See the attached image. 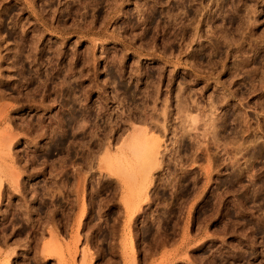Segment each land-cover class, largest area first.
I'll return each mask as SVG.
<instances>
[{
	"label": "rangeland",
	"instance_id": "374dc122",
	"mask_svg": "<svg viewBox=\"0 0 264 264\" xmlns=\"http://www.w3.org/2000/svg\"><path fill=\"white\" fill-rule=\"evenodd\" d=\"M135 127L161 138L142 200ZM53 241L264 264V0H0V264H60Z\"/></svg>",
	"mask_w": 264,
	"mask_h": 264
},
{
	"label": "bare ground",
	"instance_id": "6f19581e",
	"mask_svg": "<svg viewBox=\"0 0 264 264\" xmlns=\"http://www.w3.org/2000/svg\"><path fill=\"white\" fill-rule=\"evenodd\" d=\"M19 47V46H18ZM18 49V48H17ZM23 50V49H22ZM18 52H20V51H18ZM16 50L15 51H13V61L14 62H16V65H17V63H19V68L18 69H20V72L22 73V74H20V72H19V75H23V77L25 76V74H27V73H25V68H24V63H23V59L19 56V53H18ZM12 53V52H11ZM22 53V52H21ZM23 55V54H22ZM24 56H25V53H24ZM27 58V57H26ZM22 59V60H21ZM10 60V59H9ZM22 61V62H21ZM11 62H12V60H11ZM10 62V63H11ZM15 64V63H14ZM16 65H14V66H16ZM13 66V65H12ZM11 67V66H10ZM17 67V66H16ZM14 70H15V68H14ZM27 71V70H26ZM28 72V71H27ZM27 76V75H26ZM29 77V76H28ZM24 79V78H23ZM25 80V79H24ZM181 97H183V96H181ZM181 99V98H180ZM179 99V100H180ZM184 104V103H183ZM178 105H180V104H178ZM180 107V106H179ZM178 107V108H179ZM180 108H184L183 106H181ZM183 110V109H182ZM180 113H181V111H179ZM164 114H165V112H164ZM167 114V113H166ZM166 117V116H165ZM164 117V118H165ZM194 119H193V121H195L196 122V120H197V118L198 117H193ZM190 120H191V118H190ZM199 120V119H198ZM192 121V124L193 123H195V122H193ZM211 121V120H210ZM214 121V120H213ZM197 123V122H196ZM186 126V125H185ZM182 127V126H181ZM158 128V127H157ZM185 128V127H184ZM187 130V129H186ZM189 131V130H188ZM182 132V131H181ZM189 133V132H188ZM182 134H185V133H182ZM131 140H130V144L131 145H135L136 146V151H137V149H138V146L137 145H141L142 146V144H144V145H146V149H145V151L146 152H143V153H145L144 154V156L145 157H143V159L144 160H142V161H144L145 162V164H148L149 166V168L147 167V165H145L148 169L146 170V167H144L143 166V168L145 169V170H143V173L144 174H142V175H140L141 176V178L139 179L140 181V184H139V182H137L136 184H137V186H136V188L133 190V192L137 189V192H134V193H137L136 195H135V197L137 198H141V200L143 199L141 196L143 195V194H145V191H146V189L149 187V183H150V181H151V170L152 169H154L155 167H158V165H160V164H162L160 161V159H159V156H158V154H160L159 153V149H160V146H161V138L159 137V136H157V135H155V134H153L152 133V131H151V129H149L148 127H135L134 128V131H133V133H132V135H131V138H130ZM182 141V140H181ZM102 145V144H101ZM143 145V146H144ZM110 146V145H109ZM126 146V145H125ZM132 146V147H133ZM134 146V147H135ZM141 146H139V148L141 147ZM127 147H130V145L129 146H127ZM131 147V148H132ZM130 148V149H131ZM124 148L122 147L121 149H119L120 150V152H122L123 153V155L126 157V159L128 158V159H130L129 158V155L130 154H127L128 152H126V151H124L123 150ZM129 149V148H128ZM134 149V148H133ZM132 149V150H133ZM140 150V149H139ZM129 151V150H128ZM133 151H135V149L133 150ZM132 151V152H133ZM142 151H144V150H142ZM148 151V152H147ZM130 152V151H129ZM139 152V151H138ZM141 152V151H140ZM134 153H136V155H137V152H134ZM142 153V152H141ZM141 153H139V154H141ZM142 153V154H143ZM135 155V154H134ZM109 156V151L108 152H106L103 156H102V158H101V160H103L104 158H106V157H108ZM137 157V156H136ZM161 158V157H160ZM135 159V158H134ZM107 160V159H106ZM103 162V161H102ZM128 162V161H127ZM135 163V162H134ZM133 164V163H132ZM142 166V165H141ZM161 166V165H160ZM139 172V171H138ZM142 173V172H141ZM133 174V173H132ZM136 179V178H135ZM2 183V182H1ZM139 184V185H138ZM135 186V185H134ZM133 195V196H134ZM144 196V195H143ZM136 198H135V200H136ZM137 198V199H138ZM134 200V201H135ZM138 200H140V199H138ZM138 200H136V201H138ZM138 203L136 202V204L134 205V206H136ZM134 213V212H133ZM80 228V227H79ZM76 239V242L78 241V239H80L79 238V235L77 234L76 235V237H75ZM72 246V245H71ZM70 245H67V248H65L62 244H60V243H57V242H55V241H53V242H48V243H46V249L47 250H50V248L51 247H53V248H55V249H59V250H61L62 252H63V255H62V257L60 258V264H69V262H70V260L71 261H74V256H75V254L77 253V249H76V247H75V250H73V248L71 247ZM68 250V253L70 254V257H71V259L70 258H67V256H66V251ZM125 257V256H124ZM70 259V260H69ZM73 259V260H72ZM133 259V258H132ZM84 260V259H83ZM134 262H135V259L133 260ZM75 263V262H74ZM73 263V264H74ZM130 263V262H129ZM133 263V262H132ZM131 263V264H132ZM2 264H10V259H6V260H4L3 262H2Z\"/></svg>",
	"mask_w": 264,
	"mask_h": 264
}]
</instances>
